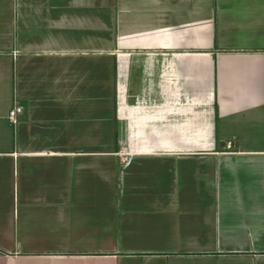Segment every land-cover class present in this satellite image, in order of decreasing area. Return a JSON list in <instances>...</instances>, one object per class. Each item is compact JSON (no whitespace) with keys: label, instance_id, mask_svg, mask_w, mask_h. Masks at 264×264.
Wrapping results in <instances>:
<instances>
[{"label":"crops","instance_id":"0c3cea01","mask_svg":"<svg viewBox=\"0 0 264 264\" xmlns=\"http://www.w3.org/2000/svg\"><path fill=\"white\" fill-rule=\"evenodd\" d=\"M0 264H264V0H0Z\"/></svg>","mask_w":264,"mask_h":264},{"label":"built area","instance_id":"2783aa9c","mask_svg":"<svg viewBox=\"0 0 264 264\" xmlns=\"http://www.w3.org/2000/svg\"><path fill=\"white\" fill-rule=\"evenodd\" d=\"M23 110V107L15 102L14 107L9 112V119L13 124L18 122V114Z\"/></svg>","mask_w":264,"mask_h":264}]
</instances>
